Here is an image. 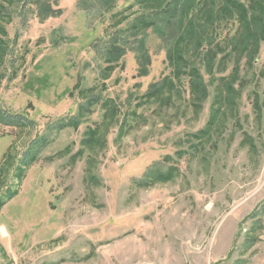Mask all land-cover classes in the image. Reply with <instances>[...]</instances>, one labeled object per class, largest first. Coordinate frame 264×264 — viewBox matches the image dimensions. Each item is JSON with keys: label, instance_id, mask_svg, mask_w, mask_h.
Returning <instances> with one entry per match:
<instances>
[{"label": "rangeland", "instance_id": "rangeland-1", "mask_svg": "<svg viewBox=\"0 0 264 264\" xmlns=\"http://www.w3.org/2000/svg\"><path fill=\"white\" fill-rule=\"evenodd\" d=\"M81 2L59 0L63 13L43 21L28 6L25 23L9 8L2 24L0 110L31 123L0 121V198L16 193L0 207V264H264V39L230 96L199 59L205 98L184 75L149 100L172 72L166 45L148 29V75L128 50L104 78L95 44L129 0L111 12ZM237 26L223 22L217 38ZM236 58L217 59L214 76Z\"/></svg>", "mask_w": 264, "mask_h": 264}, {"label": "trees", "instance_id": "trees-1", "mask_svg": "<svg viewBox=\"0 0 264 264\" xmlns=\"http://www.w3.org/2000/svg\"><path fill=\"white\" fill-rule=\"evenodd\" d=\"M81 1L78 0L79 6H82ZM116 1L101 0V5L104 10L111 12ZM28 6L34 7L41 21L63 13V9L59 7V0H0L1 34L6 33L2 25L4 19H8L12 14L9 8H13L21 22L25 23V9ZM135 6L139 11L127 14L126 11ZM118 15L120 20L117 21L115 31L108 33L101 43L95 44L103 53L106 63L102 76L104 78L109 76L128 50L136 52L139 75H148L151 56L144 34L151 29L167 47L166 57L172 72L171 75L150 84L144 95L149 100L159 99L165 92H168V95L173 93L177 88L174 79L180 80L184 75L189 78L190 91L195 99L205 98L208 94V85L201 66L197 65L199 59L206 73L220 81L221 91L230 96L235 92L234 83L240 72V60L243 57L251 60L258 51L261 40L264 39V0H129L123 10L113 13L115 17ZM228 21L237 22L236 32L224 39L217 38L220 25ZM1 39L0 37V44L3 41ZM17 39L18 31L12 43ZM0 52L9 54L10 49H3L0 46ZM220 53L222 54L219 58ZM233 54L237 60L231 73L215 77V61L219 58L218 66L224 65L226 58ZM107 102V100L103 102L104 105ZM0 121L7 125L31 123L23 114H12L2 110ZM77 122L79 123L76 121V124ZM68 124L69 121L64 125ZM37 145H41L38 140L31 142L18 160L19 167L30 164L33 160L32 149ZM14 193L15 191H12L0 198V207L16 194Z\"/></svg>", "mask_w": 264, "mask_h": 264}]
</instances>
